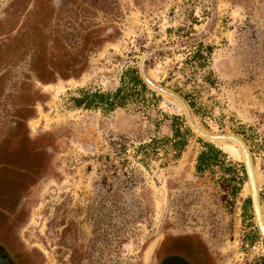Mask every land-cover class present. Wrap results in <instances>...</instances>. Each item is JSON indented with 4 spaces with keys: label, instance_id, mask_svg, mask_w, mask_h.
Here are the masks:
<instances>
[{
    "label": "rangeland",
    "instance_id": "1",
    "mask_svg": "<svg viewBox=\"0 0 264 264\" xmlns=\"http://www.w3.org/2000/svg\"><path fill=\"white\" fill-rule=\"evenodd\" d=\"M143 58L197 126L247 144L264 217V0H0V180L31 186L18 239L35 264H153L170 237L264 264L236 145L199 172L210 142L142 85Z\"/></svg>",
    "mask_w": 264,
    "mask_h": 264
},
{
    "label": "flooded vegetation",
    "instance_id": "2",
    "mask_svg": "<svg viewBox=\"0 0 264 264\" xmlns=\"http://www.w3.org/2000/svg\"><path fill=\"white\" fill-rule=\"evenodd\" d=\"M145 58H143V61L141 63V75L143 77V74H145L151 81H153L149 77V75H147V73L145 72L146 71L145 70V64H146ZM141 82L143 86L147 84L145 80ZM153 82L157 84L155 81ZM152 89L155 92L163 95L161 92L157 91L156 89L154 88ZM166 90H169V89H166ZM173 93L178 95L175 92ZM178 96L189 107L186 101L180 95ZM190 112H191V109H190ZM191 117L193 119L192 112H191ZM222 135H225V134H222ZM241 140L243 141V139ZM207 145H211L214 148H217L215 146L216 144L213 142L207 143L205 146L206 148H207ZM245 145L247 146L246 143ZM217 149L222 151V149L220 148H217ZM207 151H208V148L207 150L203 152H207ZM250 155H251V152H250ZM251 159H252V156H251ZM252 162H253V159H252ZM207 168H210V167H206L205 170ZM243 168L245 170V174L247 175L245 163H244ZM19 174H15V173L10 174V172L8 173V177L11 176V179L6 178V182L8 183L11 182V191H9V189H5L6 191L3 190L4 188H1V186H3L4 183L6 182H4L5 181L4 178H3L4 179L3 181L0 180V264H35L32 255L26 250L24 245L18 239L19 237L14 229V228H17L19 221L22 220L23 218L24 212H26V208L28 204L27 200L29 196L28 193L30 190L29 188L31 187V186L29 187V184L27 185L28 182L26 181L25 177L22 174L21 175ZM0 177H1V173H0ZM250 199H251V195H250ZM251 202H252V199H251ZM153 264H216V263H215V259L213 255L208 251V249L201 242L197 241L195 238H192V237H184V238L172 237L171 238L170 237L169 239L164 241L163 244L158 249L153 259Z\"/></svg>",
    "mask_w": 264,
    "mask_h": 264
},
{
    "label": "bare ground",
    "instance_id": "3",
    "mask_svg": "<svg viewBox=\"0 0 264 264\" xmlns=\"http://www.w3.org/2000/svg\"><path fill=\"white\" fill-rule=\"evenodd\" d=\"M159 92H161V91H159ZM161 93L163 95L169 97V98H172L163 92H161ZM172 99H174L177 103H179L181 105L183 112L185 113V109H184L185 103L182 101H179L178 99H175L174 97ZM193 121H194V119H193ZM194 125L198 129V130L197 129L196 130L200 134H202V136L205 138V140L213 142V143H219V144L231 143V144L236 145L239 148L238 149L236 146L229 145V144L223 145V147L225 149H227L230 152V154L236 156L240 160L243 159V162H246L249 165V170H250V180H248L249 186H250L251 194L254 195V197L257 199L259 197V194H258L259 191H258V187H257V177H256L255 167L252 164L251 155L248 152V148L245 145V143H243V141L239 137H237L236 135H233V134H225V135L212 134V133L206 132L203 129H201L199 126H197L196 123ZM220 136H226V137H223L224 139L222 140V139H218V137H220ZM239 150L241 151V153ZM241 154H242V156H241ZM258 212L260 215L259 216V223H260L261 228L264 232V217H263V211H262L261 204H259Z\"/></svg>",
    "mask_w": 264,
    "mask_h": 264
},
{
    "label": "water",
    "instance_id": "4",
    "mask_svg": "<svg viewBox=\"0 0 264 264\" xmlns=\"http://www.w3.org/2000/svg\"><path fill=\"white\" fill-rule=\"evenodd\" d=\"M142 71H143V69H142ZM143 78H144V80H145V82L150 86V87H152V88H154V89H156L157 91H161V92H163V93H165V94H167V95H169L170 97H174L175 99H178L179 101H182V102H184L178 95H176V94H174L173 92H171V91H169V90H166V89H164V88H162L161 86H159V85H157V84H155L153 81H151L145 74H143ZM184 109H185V115H186V118H187V123H188V125L190 126V128L197 134V135H199L200 137H202V138H204L203 136H202V134H200L197 130V128L195 127V123H194V121H193V119H192V117H191V112H190V109H189V107L186 105V104H184ZM197 129V130H196ZM223 137H226V136H220V137H218V139H224ZM205 139V138H204ZM244 143V142H243ZM248 152H249V150H248ZM247 152V153H248ZM250 153V152H249ZM252 160V159H251ZM245 163V168H246V173H247V176H248V180H250V170H249V165L246 163V162H244ZM252 164H253V162H252ZM259 194V193H258ZM251 199H252V205H253V209H254V213H255V218H256V222H257V225H258V227H259V230H260V232H261V234H262V236H263V238H264V232H263V230H262V228H261V225H260V223H259V212H258V210H259V204H261V202H260V198L258 197L257 199L254 197V195H252L251 194Z\"/></svg>",
    "mask_w": 264,
    "mask_h": 264
},
{
    "label": "trees",
    "instance_id": "5",
    "mask_svg": "<svg viewBox=\"0 0 264 264\" xmlns=\"http://www.w3.org/2000/svg\"><path fill=\"white\" fill-rule=\"evenodd\" d=\"M182 148V147H181ZM208 151L207 152H203L200 156H199V162H198V170L199 172L205 170L206 167H210L213 163V160H216L218 158L219 155H223L222 151H220L217 148H214L211 145H207ZM209 153H213L216 154V156H214L213 158L209 157L208 154ZM209 162V163H207ZM211 164V165H210ZM210 165V166H209ZM243 171L245 173V170L243 168Z\"/></svg>",
    "mask_w": 264,
    "mask_h": 264
}]
</instances>
